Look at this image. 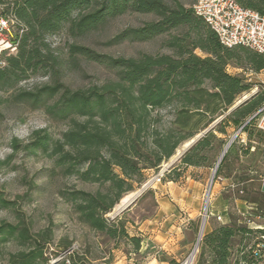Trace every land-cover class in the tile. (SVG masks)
Segmentation results:
<instances>
[{
	"label": "trees",
	"instance_id": "trees-1",
	"mask_svg": "<svg viewBox=\"0 0 264 264\" xmlns=\"http://www.w3.org/2000/svg\"><path fill=\"white\" fill-rule=\"evenodd\" d=\"M234 1L264 16V0ZM0 8L2 16L13 17L25 27L16 53L0 56V92L14 91L32 77L45 79L47 82L33 91H20L15 100L65 126L57 139L45 130L33 132L24 146L14 139L12 151L40 155L50 162L48 182L60 176L96 186L93 192L75 188L57 192L77 222L90 231L112 240L126 239L135 252L139 251L141 238L129 237L120 220L106 218L121 199L135 192L146 174L159 170L181 145L218 120L183 154L175 169L204 168L206 154L223 145L222 137H227L230 129L242 128L249 140L253 137L252 118L263 105L264 95L258 92L228 114L240 95L256 88L229 74L228 68L243 60L250 67L247 71L262 72L264 56L244 47L224 48L192 8L179 0H0ZM125 15L152 16L155 20L116 35L106 46L181 34L171 35L163 44L168 54L139 58H113L77 44L68 45L62 57L47 43V38L61 33L73 40L83 39ZM197 51L203 57L195 54ZM81 62L103 68L112 79L71 89L63 83L64 76L69 70L81 72ZM225 158L215 180L223 172ZM10 162L11 157L0 161V170ZM175 169L163 179L177 181L181 174L173 173ZM242 200L264 213V196ZM13 205L0 199L3 209ZM262 237L264 229L252 230L240 218L230 217L228 224L215 226L202 237L195 264H261ZM49 240L40 233L31 235L25 223L2 222L0 260L7 255V264H49L45 257ZM10 243L33 246L28 251L5 253ZM257 246L261 247L260 257L253 255ZM75 256L72 260L80 264Z\"/></svg>",
	"mask_w": 264,
	"mask_h": 264
},
{
	"label": "rangeland",
	"instance_id": "rangeland-1",
	"mask_svg": "<svg viewBox=\"0 0 264 264\" xmlns=\"http://www.w3.org/2000/svg\"><path fill=\"white\" fill-rule=\"evenodd\" d=\"M165 1L170 2V0ZM179 1L186 8H192L196 2V0ZM154 20L155 18L152 16L125 15L111 21L101 31L92 33L83 39L73 40L65 33H61L47 38V43L62 57L65 56L67 46L70 44L81 45L97 54L108 55L113 58H139L142 55L168 54L169 51L163 47V44L168 41L171 35H179L181 32H172L145 43L125 41L118 46H106V43L116 35L130 29H139L145 23ZM195 54L203 57L198 51ZM80 66L81 72L69 70L64 76L63 83L71 89L101 85L112 79L111 74L95 64L81 62ZM247 70H250V67L243 60L237 64H232L228 68V73L231 75L239 76L246 81L251 78L250 85L257 88V90L254 89L240 95L234 106L239 102L249 100L258 92L264 95V71L250 77L251 73ZM46 82L45 79L32 77L20 83L14 91L0 92V161L11 157L9 166L0 170V199L14 203L10 209L0 207V223L5 222L12 225L20 222L25 223L29 226L31 235L40 233L43 238H49V244L45 248V257L48 259L73 250L76 260L80 264H118L120 261L123 264L129 262V260H132L130 264H147L145 256L139 254V251L135 252L132 244L127 242L126 239H108L80 225L69 205L65 204L57 194L59 189L70 190L72 188L93 192L96 190V186L82 184L74 179H62L60 176L48 182L46 175L51 168L50 162L40 155L29 156L25 152L16 153L12 151L10 145L14 139L19 145L24 146L35 131L45 130L52 138L57 139L65 130L64 125L50 122L43 112L34 111L28 104L19 103L15 100V96L20 91H33ZM237 132L238 130H228V136L222 137L224 140L223 145H216L206 154L205 167L201 171L209 179V182L223 149L235 137ZM185 144L181 145L174 156L163 163L159 170L153 171L154 174L164 169V166H166L164 170L167 169V174L175 169V166H179L182 157L172 165L171 163L175 157L177 158L183 152ZM225 156L223 172L219 174L216 180L214 178L212 185L214 186L215 182H218V184L225 183L234 186V189H225V186H223L224 190L221 192L222 198H226L228 219L238 217L244 224L245 217L251 214L253 215L251 220L259 223L264 229V213H261L256 205L248 204L242 200L264 196V134L257 131L255 125L253 137L250 140L247 134H238ZM175 172L180 173L181 177L184 174L182 167L175 169L173 173ZM150 178L151 176L146 177L141 186L149 182ZM141 186L135 189V192L140 191ZM148 191L153 193V187H148L118 217L112 219L111 215L114 213L112 211L106 215V218L111 222L116 219L120 220L124 224L129 237H140L137 232L140 222L152 216L156 208L154 195L148 193ZM240 191L243 193L241 194ZM222 205L220 198L217 200L212 194L203 236L207 233L208 224L214 227L221 224L216 220L215 214L216 209ZM203 211L204 198L202 211L197 218V226L194 229L193 245L190 252L193 251L197 242ZM209 214L211 215L209 216ZM256 216H260V220H256L254 218ZM32 246V243H28L24 247H19L16 243H10L5 248V253L28 251L29 247ZM198 254L199 246L194 255V264ZM185 259L180 260L179 263L170 261L169 264H183ZM6 260L7 255H4V258L0 260V264H7ZM261 264H264V258Z\"/></svg>",
	"mask_w": 264,
	"mask_h": 264
},
{
	"label": "crops",
	"instance_id": "crops-1",
	"mask_svg": "<svg viewBox=\"0 0 264 264\" xmlns=\"http://www.w3.org/2000/svg\"><path fill=\"white\" fill-rule=\"evenodd\" d=\"M202 169L186 167L183 176L177 181L163 180L152 186L155 211L152 216L141 221L137 229L142 238L139 254L145 256L147 264H169L170 261L179 263L191 254L194 229L209 186V179L203 175ZM153 175L154 172L150 171L146 177ZM230 185L215 182L211 189V197L213 194L217 200L220 198L222 201L223 205L216 209L215 216L221 215L223 224H228L229 219L226 198H222L221 192ZM223 186L225 187L222 188ZM213 228L208 224L207 233ZM131 261L123 264H130ZM121 263L120 261L118 264Z\"/></svg>",
	"mask_w": 264,
	"mask_h": 264
},
{
	"label": "built area",
	"instance_id": "built-area-1",
	"mask_svg": "<svg viewBox=\"0 0 264 264\" xmlns=\"http://www.w3.org/2000/svg\"><path fill=\"white\" fill-rule=\"evenodd\" d=\"M192 11L196 17L203 20L211 29L224 48L233 49L235 47H244L264 56V16L259 15L255 11L241 8L234 0H196L195 4L192 6ZM24 31L25 27L22 23L13 17L2 16L0 8V56L4 54L9 56L16 53L19 39ZM250 73V77L252 75H257L253 72ZM247 82L250 83L251 78H249ZM255 90H257V88H255ZM252 119H254L257 131L264 134V102ZM241 130L242 128L238 130V134L241 133ZM166 173L167 169H162L154 174L150 178V186L160 184ZM219 180L222 181L221 179ZM229 188L234 189V186L230 185ZM211 189L212 185L210 186L209 182L204 196L203 216L205 221L208 218ZM240 193L242 194L243 192L240 191ZM210 215L211 214H209V216ZM215 218L221 224L224 223L220 215H216ZM252 218L253 215L251 214L245 217L243 220L244 224L252 230H263V227L259 223L251 220ZM254 218L260 220V216ZM262 239L264 240V237H262ZM260 250L261 247L257 246L253 255L260 257ZM73 255L74 251L70 250L50 258L48 263L54 264L56 262H63L64 264H75L72 260ZM190 257L189 255L184 260L183 264H187ZM193 261H191L190 264H194Z\"/></svg>",
	"mask_w": 264,
	"mask_h": 264
},
{
	"label": "water",
	"instance_id": "water-1",
	"mask_svg": "<svg viewBox=\"0 0 264 264\" xmlns=\"http://www.w3.org/2000/svg\"><path fill=\"white\" fill-rule=\"evenodd\" d=\"M246 100V99H245ZM243 102H239L237 105H235L229 112H228V114L233 110V109H235L236 107H238L239 105H241ZM252 119H250L249 121H251ZM219 121V120H218ZM217 121V122H218ZM248 121V122H249ZM217 122H215L211 127H209V129H207L204 133H202L201 135H199L198 137H196L194 140H192V141H190L189 143H188V145H187V147H185V149L183 150V152L180 154V155H178V157L175 159V161L173 162V163H175L178 159H180L182 156H183V154L200 138V137H202L205 133H207ZM237 134H238V132L236 133V135H235V137L234 138H236V136H237ZM232 144V141L230 140L228 143H227V145L225 146V148L223 149V151H222V153H221V155H220V158H219V161H218V163H217V165H216V167L214 168V170H213V174H212V176H211V179H210V186L212 185V183H213V181H214V178H215V174H216V171H217V169H218V166L220 165V163H221V161H222V159H223V157L225 156V154L227 153V150L229 149V147H230V145ZM173 163H171V165L173 164ZM151 184H150V182H147L144 186H142V188L140 189V191L137 193V195L135 196V198L127 205V206H125L122 210H120V211H118V212H116V213H113L112 215H111V218L113 219V218H116V217H118L120 214H122L133 202H135V200H137L143 193H144V191L150 186ZM120 203V202H119ZM204 224H205V218H204V216L202 217V220H201V223H200V228H199V231L202 229V227L204 226ZM199 246V243L198 242H196V244H195V247H198ZM193 252L194 251H192L191 252V254H190V256H192V254H193Z\"/></svg>",
	"mask_w": 264,
	"mask_h": 264
},
{
	"label": "bare ground",
	"instance_id": "bare-ground-1",
	"mask_svg": "<svg viewBox=\"0 0 264 264\" xmlns=\"http://www.w3.org/2000/svg\"><path fill=\"white\" fill-rule=\"evenodd\" d=\"M234 140H235V138L233 137V138L231 139V141L233 142ZM187 145H188V143L185 144V147H187ZM175 159H176V157L172 160V163L175 161ZM165 168H166V166H164V169H165ZM138 192H139V191H136V192L129 193V194L125 195V196L121 199L120 203H118V205L114 208V210H113L114 213H116V212L122 210L125 206H127V205H128V204H129L134 198H135V196L137 195ZM203 233H204V226H203L202 229L199 231L198 238H197V242H198V243L201 241V239H202V237H203ZM197 249H198V247H194V249H193L194 252H193L192 256L190 257V259L188 260L187 264H190V262L193 261V259H194V255H195Z\"/></svg>",
	"mask_w": 264,
	"mask_h": 264
}]
</instances>
